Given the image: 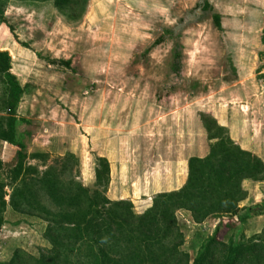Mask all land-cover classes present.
<instances>
[{"label": "rangeland", "instance_id": "374dc122", "mask_svg": "<svg viewBox=\"0 0 264 264\" xmlns=\"http://www.w3.org/2000/svg\"><path fill=\"white\" fill-rule=\"evenodd\" d=\"M207 1L210 11L203 0H89L76 14L58 10L53 0H0V51L9 54L25 90L17 136L27 147L26 166L37 169L27 182L41 205L54 210L35 180L54 168L66 184L130 202L142 215L156 196L186 185L190 159L209 155L202 114L264 162V0ZM18 150L0 143V182L11 183ZM98 158L111 170L103 190L96 184ZM19 183L6 188L7 202ZM242 187L240 213L264 210V182L247 179ZM24 209H7L0 264H10L16 251L39 258L52 249L44 214ZM176 218L178 237L165 244H178L177 257L188 256L189 264L213 237L225 246L264 239V214L197 221L180 210Z\"/></svg>", "mask_w": 264, "mask_h": 264}, {"label": "trees", "instance_id": "16d2710c", "mask_svg": "<svg viewBox=\"0 0 264 264\" xmlns=\"http://www.w3.org/2000/svg\"><path fill=\"white\" fill-rule=\"evenodd\" d=\"M58 10L84 9L89 0H53ZM205 11L211 6L203 0ZM214 22L221 26L220 16ZM264 44V29L261 38ZM173 72L179 73L180 54L175 50ZM11 58L0 51V85L4 86L2 104L5 116H0V142L17 147V164L12 170L11 183L0 182V230L6 224L5 214L11 207L25 213V206L41 211L48 222L46 236L52 244L48 255L39 258L16 251L10 264H189V257H177L178 244H165L178 237L176 213L190 211L197 221L224 215L244 222L264 210L249 209L240 213L239 203L246 198L242 182L250 179L264 182V162L242 149L230 137L226 127L215 118L202 114L201 120L210 142V153L205 158H192L186 185L179 191L160 194L142 215L134 212L127 201L111 202L97 192L93 194L78 182L65 183L60 172L51 168L35 180L44 191L54 210L41 205L33 181L27 175L37 169L26 166V145L17 136L16 111L24 88L11 73ZM264 85V74L259 75ZM5 81V82H3ZM40 155H33V159ZM96 184L102 190L110 183V164L106 158L96 159ZM5 165L0 159V173ZM7 202V190L15 183ZM229 229L236 223H227ZM221 247V248H220ZM220 248V249H219ZM184 261V262H183ZM194 264H264V239L259 243L225 246L216 237L209 239L199 250Z\"/></svg>", "mask_w": 264, "mask_h": 264}, {"label": "crops", "instance_id": "0c3cea01", "mask_svg": "<svg viewBox=\"0 0 264 264\" xmlns=\"http://www.w3.org/2000/svg\"><path fill=\"white\" fill-rule=\"evenodd\" d=\"M0 143H2V144H3V142H0Z\"/></svg>", "mask_w": 264, "mask_h": 264}]
</instances>
